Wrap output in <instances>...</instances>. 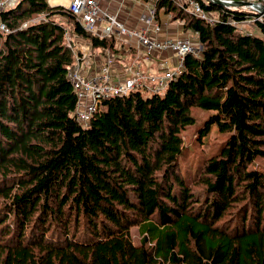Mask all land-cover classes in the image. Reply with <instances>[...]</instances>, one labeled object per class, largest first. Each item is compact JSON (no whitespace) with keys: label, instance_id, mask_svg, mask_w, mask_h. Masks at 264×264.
<instances>
[{"label":"trees","instance_id":"obj_1","mask_svg":"<svg viewBox=\"0 0 264 264\" xmlns=\"http://www.w3.org/2000/svg\"><path fill=\"white\" fill-rule=\"evenodd\" d=\"M204 7L215 24L157 1V19L194 32L200 55L186 57L163 95L102 100L86 127L68 75L77 42L115 56L118 40L49 0L3 11L0 264H264V173L252 167L264 159V20ZM196 107L216 112L201 145L214 126L231 135L188 182L180 157Z\"/></svg>","mask_w":264,"mask_h":264},{"label":"built area","instance_id":"obj_2","mask_svg":"<svg viewBox=\"0 0 264 264\" xmlns=\"http://www.w3.org/2000/svg\"><path fill=\"white\" fill-rule=\"evenodd\" d=\"M157 0H124L119 6L120 12L103 7L100 0H69V10L79 20L84 29L99 38L114 37L119 40L122 36L137 41L145 56H153L155 53L171 52L176 58V65L170 68L166 63L159 64L162 73L146 75L138 70L132 71L130 75L123 78H114L111 61L105 63L98 71H89L93 64V58L89 48L79 45L82 53L77 57V64L69 71V79L74 82V90L78 97L77 107L74 114L78 115L77 121L86 127L89 125L90 117L83 114L84 108L90 104V97L99 95L102 100L109 98L129 96L132 92L145 89L152 94L163 95L169 83L177 78L185 68V58L190 55L199 56L202 47L194 44L190 38L172 39L158 38L162 31V25L156 18L155 3ZM180 6L186 8L195 17L208 24H215L218 16L214 12L207 11L198 0H175ZM212 1V0H210ZM227 9H238L237 2L246 3L241 9L254 15V19L247 21L251 24L255 21L264 20V0H220ZM17 0H0V9L13 7ZM126 3L142 4L143 11L136 18L134 26H128L127 20L120 18V13L126 10ZM131 6V8H133ZM131 13H128L130 17ZM0 32L9 33L4 22H0ZM82 61L84 66L79 63ZM90 66V67H89ZM99 110V109H98ZM97 110V111H98Z\"/></svg>","mask_w":264,"mask_h":264},{"label":"crops","instance_id":"obj_3","mask_svg":"<svg viewBox=\"0 0 264 264\" xmlns=\"http://www.w3.org/2000/svg\"><path fill=\"white\" fill-rule=\"evenodd\" d=\"M103 7H108L111 10L118 11L120 4L124 0H100ZM49 4L52 7H64L68 8L69 0H62L61 2H56V0H49ZM131 4L126 3V10L121 11L120 18L122 20H127L128 26H134L136 24V18L143 11L142 4H134L131 8ZM128 13H131L130 17H128ZM160 24L162 25V33L160 37H170L176 39L182 38H192V40L196 39L194 36L192 37L189 32L183 31V26L180 21L172 22L170 15H160ZM195 35V34H194ZM117 48L121 51H124L123 54L111 55L108 51H106L107 55H100L97 50L96 52H92L91 47H89L85 42L78 41L77 47L79 48V44H83L85 47L89 48L91 54L94 58V65L91 67V71L98 70L101 68L103 63L107 62L109 59L112 60V73L114 78L123 79L129 76L130 68L134 71L137 70L138 66H140L142 72L146 75L159 74L162 71L159 68V64L166 63V65L170 68H173L176 65L175 57L171 52H162L156 53L153 56H145L143 50L138 48L137 41L134 39H129L126 36H122L118 40ZM134 67V68H132Z\"/></svg>","mask_w":264,"mask_h":264},{"label":"rangeland","instance_id":"obj_4","mask_svg":"<svg viewBox=\"0 0 264 264\" xmlns=\"http://www.w3.org/2000/svg\"><path fill=\"white\" fill-rule=\"evenodd\" d=\"M209 1L210 0H203L204 3H209ZM53 19L59 23L64 21V17L60 14L54 15ZM251 30L253 34L261 36L257 26H254ZM189 34L192 37L194 36V32L191 30ZM75 52H79L78 49H75ZM141 92L144 97L152 96V93H149V91L145 89H141ZM215 113L216 112L214 111L205 110L200 107L194 108L192 111L194 123L187 126V128L183 131L185 150L180 157V164L183 176L188 182L196 179L204 161L221 153L224 143L231 135L230 133H219L217 126H214L215 128L212 127L210 135L203 139L202 145L196 140V136L199 134L200 130L205 127L206 122ZM252 167L254 169H260L264 173V159L258 160V162L254 163ZM140 228L138 229V227H136L132 229V236L136 243H138L142 237Z\"/></svg>","mask_w":264,"mask_h":264},{"label":"bare ground","instance_id":"obj_5","mask_svg":"<svg viewBox=\"0 0 264 264\" xmlns=\"http://www.w3.org/2000/svg\"><path fill=\"white\" fill-rule=\"evenodd\" d=\"M18 1V0H17ZM62 0H56V2H61ZM158 1V0H157ZM157 1H156V3H155V10H156V4H157ZM198 1H200V0H198ZM201 2V1H200ZM209 3H214V4H216L215 2H214V0H212V1H209ZM178 4V3H177ZM201 4L203 5V7H204V3H202L201 2ZM206 4H208V3H206ZM238 4H243L242 6H238ZM15 5H16V3H15ZM14 5V6H15ZM179 5V4H178ZM217 5H219V4H217ZM246 5V3H240V2H237L236 4H235V6H237L238 7V9H242L244 6ZM13 6V7H14ZM180 6V5H179ZM219 6H222V7H224V8H227V6L224 4V5H219ZM8 8H12V7H7V8H5V9H0V22H4L3 20H2V17H1V14L3 13V11H5L6 9H8ZM205 8V7H204ZM67 9H69V8H67ZM206 9V8H205ZM71 12V11H70ZM72 13V12H71ZM194 16V15H193ZM156 18H157V16H156ZM77 19V18H76ZM78 20V19H77ZM79 21V20H78ZM5 23V22H4ZM6 24V23H5ZM81 24V23H80ZM7 25V24H6ZM27 26V24H24V26L23 27H26ZM8 27V26H7ZM84 28V27H83ZM8 29H9V27H8ZM240 30V29H239ZM243 30V29H242ZM0 33H4V32H0ZM161 33H162V31H161ZM160 33V34H161ZM6 34H8V33H6ZM160 34L158 35V38H161V39H164V38H170V37H164V38H162V37H160ZM111 38H114V37H111ZM115 39V38H114ZM172 39H176V38H172ZM182 39H186V38H182ZM191 39V41L194 43V41L192 40V38H190ZM116 40V39H115ZM194 44H199V43H194ZM80 45V44H79ZM82 46H84L83 44H81ZM200 46H201V44H199ZM202 47V46H201ZM77 49H78V51H79V55H77V53L75 52V58H76V62H75V64L73 65V67H75V65L77 64V57H81L82 56V53H81V51H80V49L77 47ZM156 54V53H155ZM92 58H93V56H92ZM186 59V58H185ZM109 61H111V69H112V60L111 59H109L107 62H105V63H108ZM79 63L81 64V65H83L84 66V63L82 62V61H79ZM94 63H95V61H94V58H93V64H92V66L94 65ZM105 63H103V65L105 64ZM102 65V66H103ZM101 66V67H102ZM72 67V68H73ZM90 67V66H89ZM71 68V69H72ZM132 68H134V67H132ZM70 69V70H71ZM100 69V68H99ZM98 69V70H99ZM69 70V71H70ZM91 70L92 69H90L89 71L91 72ZM98 70H95V71H98ZM138 70V69H137ZM140 70H141V68H140ZM133 71V70H132ZM136 71V70H135ZM93 72V71H92ZM141 72H142V70H141ZM143 73V72H142ZM69 75V74H68ZM70 78V77H69ZM71 81V83H72V85L74 86V82L72 81V80H70ZM120 97H123V96H120ZM110 99V98H109ZM102 101V99L99 97V95L97 94V95H94V96H91L90 97V104H88L85 108H84V110H83V114H85L86 116H88V117H90V119L92 118V116H93V114L98 110V106H99V103ZM75 115V117H76V119H78V115L77 114H74Z\"/></svg>","mask_w":264,"mask_h":264},{"label":"water","instance_id":"obj_6","mask_svg":"<svg viewBox=\"0 0 264 264\" xmlns=\"http://www.w3.org/2000/svg\"><path fill=\"white\" fill-rule=\"evenodd\" d=\"M214 2L216 3V4H219V5H224L220 0H214ZM243 4H238V6H242ZM263 11H264V9H263Z\"/></svg>","mask_w":264,"mask_h":264}]
</instances>
